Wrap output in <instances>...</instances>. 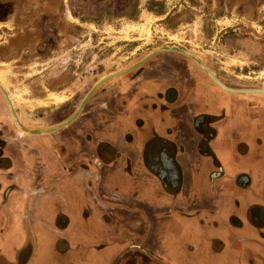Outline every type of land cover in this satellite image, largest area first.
<instances>
[{"label":"crops","instance_id":"obj_1","mask_svg":"<svg viewBox=\"0 0 264 264\" xmlns=\"http://www.w3.org/2000/svg\"><path fill=\"white\" fill-rule=\"evenodd\" d=\"M156 55L125 105L0 119V264H264V94Z\"/></svg>","mask_w":264,"mask_h":264},{"label":"rangeland","instance_id":"obj_2","mask_svg":"<svg viewBox=\"0 0 264 264\" xmlns=\"http://www.w3.org/2000/svg\"><path fill=\"white\" fill-rule=\"evenodd\" d=\"M164 47L194 54L227 87L264 88V0H0V85L15 112L41 121ZM8 116L0 92L11 129Z\"/></svg>","mask_w":264,"mask_h":264},{"label":"water","instance_id":"obj_3","mask_svg":"<svg viewBox=\"0 0 264 264\" xmlns=\"http://www.w3.org/2000/svg\"><path fill=\"white\" fill-rule=\"evenodd\" d=\"M177 51V52H181L191 58H193L201 67L202 69L209 75V77L219 86L221 87L222 89L224 90H227V91H230V92H239V93H251V94H255V93H258V94H264V88H260V89H233V88H230V87H227L225 84H223L206 66L205 64L197 57L195 56L194 54L188 52V51H185V50H181V49H178V48H174V47H164V48H159V49H156L154 50L153 52H151L150 54H148L145 58H143L142 60H140L137 64L135 65H132L130 67H127V68H124L122 70H119V71H116V72H113V73H109L105 76H103L102 78H100L91 88L90 90L87 92V94L84 96V98L82 99V101L80 102V104L78 105L76 111L67 119H65L64 121L62 122H59V123H56V124H53V125H50V126H46V127H42V128H35V129H31V128H27L25 127L24 125H22L18 118H17V115H16V112L13 108V105L11 103V100L9 98V96L6 94V92L4 91V89L1 87L0 85V92L2 93L5 101H6V104L8 106V109H9V112H10V116H11V119L14 123V125L22 130L23 132H28V133H36V132H45V131H52V130H55V129H58V128H61L65 125H67L70 121H72L76 116L77 114L80 112V110L82 109V107L85 105V103L87 102V100L90 98V96L93 94V92L96 90V88L101 85L103 82H105L106 80L114 77V76H117L119 74H122L124 72H128L132 69H135V68H138L140 67L142 64H144L147 60H149L150 58H152L154 55H156L157 53L159 52H163V51Z\"/></svg>","mask_w":264,"mask_h":264},{"label":"flooded vegetation","instance_id":"obj_4","mask_svg":"<svg viewBox=\"0 0 264 264\" xmlns=\"http://www.w3.org/2000/svg\"><path fill=\"white\" fill-rule=\"evenodd\" d=\"M160 55H156L154 58H157ZM154 58L152 60H154ZM159 58V57H158ZM162 58V57H160ZM193 65H195V67L198 65H196L193 62ZM137 70H139V68H136L134 70L128 71V73L121 75L119 77H116L114 79H110L108 81L103 82L101 85H99L96 90L93 92V94L90 96V99L88 101V103L86 104V106H88L92 100H95V105L96 106H100L102 105V103L106 104V109L108 108V105L110 103H113L116 105V103H120L125 105L127 100L122 96L121 98H118L117 100H115L114 98L116 97V92L118 91V89L120 87L126 86L129 79H132L133 76L135 75V73L137 72ZM97 81V79H95L90 86L88 87V89L85 91V93L78 95L77 98L75 97L73 100H71V102H69L67 104V106H65L64 108H62V112L61 115L59 117L55 116V115H49L47 114L46 118H47V124H55V123H59L64 121L65 119H67L69 116H71L74 112V110L78 107V105L80 104V102L82 101V99L84 98V96L87 94V92L89 91V89L94 85V83ZM97 107V108H98ZM34 116H36V118L40 119L41 117H39L37 114H35ZM80 127H84L83 125H79V123H77L75 121V123L72 125V127L70 129L73 130V128H80Z\"/></svg>","mask_w":264,"mask_h":264}]
</instances>
